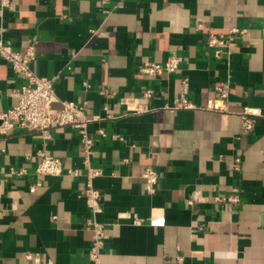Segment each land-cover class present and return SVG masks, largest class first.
<instances>
[{"label": "crops", "instance_id": "1", "mask_svg": "<svg viewBox=\"0 0 264 264\" xmlns=\"http://www.w3.org/2000/svg\"><path fill=\"white\" fill-rule=\"evenodd\" d=\"M10 1L0 6V38L19 50L34 44L37 74L58 75L59 98L99 120L89 125V162L70 126L49 140L24 131L0 136L2 264H91V211L79 197L89 163L103 170L94 181L104 204L99 219L111 224L101 264H264V0ZM235 26L246 35L229 58L215 59L207 37ZM173 54L183 59L179 72H139ZM184 77L198 107L166 109ZM21 83L0 60V112L17 103L11 93ZM221 85L228 111L215 109ZM148 88L152 99L143 96ZM125 96L147 110H127ZM245 108L262 114L250 133L239 114ZM40 151L79 175L37 177ZM148 168L161 174L154 195L145 191ZM22 169L27 174L13 171ZM37 179L43 186L31 192ZM234 187L239 205L215 201ZM127 213L142 223L119 218Z\"/></svg>", "mask_w": 264, "mask_h": 264}, {"label": "built area", "instance_id": "2", "mask_svg": "<svg viewBox=\"0 0 264 264\" xmlns=\"http://www.w3.org/2000/svg\"><path fill=\"white\" fill-rule=\"evenodd\" d=\"M110 2L113 0H103ZM124 1V0H120ZM12 5L10 0H2L0 6L10 8ZM202 28V26H198ZM247 33L245 28L239 26L232 27L227 33L210 34L206 40V47L212 51L215 59L229 58L232 54L231 45L244 37ZM37 58L35 45H29L26 50H19L10 41H5L0 38V60L8 62L16 76L22 83L13 90L11 96L17 100V103L10 108L0 112V136H5L13 131H24L29 133H37L45 140L52 138V132L58 128L70 126L78 130L81 136L82 149L86 155L87 162L90 161L93 154L95 140L89 132V125L98 117H89L85 106H81L78 102L70 100H62L56 92V83L59 76L41 77L33 68V63ZM182 57L177 54L171 55L165 62H149L146 65L140 66L139 72L146 77L157 78L161 72L175 74L180 71ZM189 78L184 77L181 80L180 95L175 99L172 106H166L168 110L194 109L198 106L190 100V83ZM86 89L91 86L87 82L84 83ZM228 87L226 85L216 86L215 89L220 97L215 103V109L219 111H228L227 101L229 97ZM103 93H106L104 91ZM143 96L147 99H152L155 96L153 89H146ZM121 103L126 106L127 110L133 112H142L147 110V106L140 103L139 98L122 97ZM243 130L245 133H250L254 130L256 118L262 114L252 108H245L240 113ZM99 133L106 136L104 129ZM119 136L114 135V138ZM38 163L34 170L37 177L53 176L61 177L66 173L79 175L78 171H67L64 162L61 158L49 154L46 151H40L38 154ZM241 159H236V164L239 165ZM15 174L22 176L27 174L25 169L13 170ZM103 175V170L92 166L90 163L87 166L85 188L80 193L79 197L85 200L91 211V216L86 220V227L93 232L92 246L89 251L91 264H101V259L108 239L110 238L107 230L111 224H106L99 218L104 213V204L102 202V192L95 186L96 178ZM2 170L0 168V180ZM145 179V191L154 195L157 192L161 174L154 168H148L143 174ZM43 186V181L37 179V182L31 186L30 191L35 192ZM217 203H225L239 205L242 202L241 190L237 187L232 188L229 192L219 194L215 197ZM195 200H190L189 203L194 204ZM120 219L127 218L135 224H141L142 220L136 214L119 215ZM32 259V255L27 256ZM36 263H40V258L36 257ZM0 264H2V256L0 254Z\"/></svg>", "mask_w": 264, "mask_h": 264}]
</instances>
